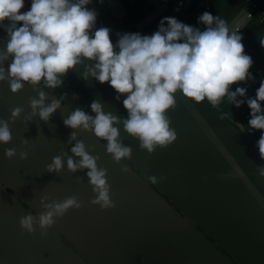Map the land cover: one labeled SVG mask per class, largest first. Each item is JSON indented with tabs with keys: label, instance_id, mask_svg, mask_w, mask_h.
Listing matches in <instances>:
<instances>
[{
	"label": "crops",
	"instance_id": "crops-1",
	"mask_svg": "<svg viewBox=\"0 0 264 264\" xmlns=\"http://www.w3.org/2000/svg\"><path fill=\"white\" fill-rule=\"evenodd\" d=\"M30 5L31 0H24L21 12L30 10ZM85 7L97 13L92 31L111 29L114 45L117 33L151 35L165 17L203 31L205 25L198 17L208 11L238 31L245 53L253 60L249 69L253 79L231 85L230 91L246 87V96L237 99L255 98L264 80V48L259 44L264 22L257 15L247 19L240 0H91ZM6 42L7 34L0 28V48ZM10 62L11 58L4 62L6 70ZM82 71V65L75 72L70 70L61 87L41 89L48 94L46 103L67 93L48 123L38 116L28 122L24 119L30 112L29 97L37 95L32 87L25 84L12 94L8 84L0 82V119L8 120L13 108H23L9 125L12 141L0 144V264H264V178L257 173L264 159L256 147L260 130L247 126V104L237 108L227 97L216 106L207 101L195 104L177 92L176 108L168 112L177 139L148 154L120 125V139L132 148V154L119 164L106 153V141L78 131L77 138L86 149H94L90 154L100 157L98 166L107 169L115 207L101 210L89 203L94 194L87 169L69 172L64 157L60 173L45 171L54 156L72 155L75 141H67L73 129L63 124L61 116L66 117L68 110L80 107L94 116L90 104L99 99L105 112L127 117L122 104L125 96L115 99L117 93L107 82L85 81L79 75ZM73 94L78 98L73 99ZM24 138L29 141L28 158L20 160ZM10 147L17 148V156L8 160L3 150ZM125 165L129 171L122 172ZM44 195L57 201L76 195L82 207L57 218L46 235L40 234L38 226L29 234L21 229L19 219L37 215Z\"/></svg>",
	"mask_w": 264,
	"mask_h": 264
},
{
	"label": "clouds",
	"instance_id": "clouds-1",
	"mask_svg": "<svg viewBox=\"0 0 264 264\" xmlns=\"http://www.w3.org/2000/svg\"><path fill=\"white\" fill-rule=\"evenodd\" d=\"M89 3L91 0H31L30 10L21 12L24 0H0V28L7 34L6 44L0 48V82H6L12 94L20 92L25 84L37 93L29 97L30 112L24 117L26 122L36 116L45 123L50 121L67 93L59 99L53 96L51 102L46 103L48 94L41 89L61 87L62 78L81 65L82 79L94 78L100 84L107 82L117 93V100L125 96L122 104L127 111L126 118L105 112L99 99L90 104L94 116L80 107L68 110L66 117L61 115L63 124L73 129L67 143L75 141V144L70 149L72 155L62 152L54 156L46 165V172L60 173L67 157L69 172L87 169V180L94 194L89 203L98 205L101 210L115 207L110 198L107 169L98 166L100 157L90 154L94 149H86L84 142L77 138V132H90L98 140L106 141V153L117 164L129 160L132 154V148L120 139V125L124 132L139 141L141 150L152 154L177 139L168 115L169 110L176 108L177 92L195 104L207 100L216 106L225 97L237 108L246 103L250 109L247 126L251 131L260 130L256 147L264 159V108L261 106L264 80L260 81L255 98L237 99L246 96V87L238 86L230 91L231 85L253 79L249 71L253 60L245 53L238 31L230 30L224 19L205 11L198 17V22L205 25L203 31L175 17H165L151 35L117 33L114 45L110 40L111 29L100 27L92 31L97 13L85 7ZM17 22L22 24L18 26ZM259 44L264 48V38ZM9 58L11 62L6 70L3 65ZM72 98L78 97L73 94ZM22 112V107H15L8 120L0 119V144L12 141L9 125ZM20 143L25 150L19 151V159L26 160L29 141L24 138ZM3 155L8 160L13 159L17 148H4ZM77 157L79 159H74ZM121 171L129 169L125 165ZM257 173L264 178V166H257ZM151 179L157 182L155 176ZM39 205L41 211L35 216H22L19 225L29 234L38 226L43 236L57 218L70 209H80L82 202L76 195L60 201L44 195Z\"/></svg>",
	"mask_w": 264,
	"mask_h": 264
},
{
	"label": "built area",
	"instance_id": "built-area-1",
	"mask_svg": "<svg viewBox=\"0 0 264 264\" xmlns=\"http://www.w3.org/2000/svg\"><path fill=\"white\" fill-rule=\"evenodd\" d=\"M246 7L245 17L251 18L257 15L258 19L264 22V3L260 0H240Z\"/></svg>",
	"mask_w": 264,
	"mask_h": 264
},
{
	"label": "water",
	"instance_id": "water-1",
	"mask_svg": "<svg viewBox=\"0 0 264 264\" xmlns=\"http://www.w3.org/2000/svg\"><path fill=\"white\" fill-rule=\"evenodd\" d=\"M205 101H207V100H205ZM207 102H208V101H207ZM224 120L226 121L227 119L224 118ZM231 126H232L235 130H237L238 133H240V134L243 135L245 138H247L246 135H245L243 132H241V131H240L235 125L232 124ZM190 154H192V153H190ZM185 156H188V154L186 153ZM170 201H171L172 204H173L172 199H170ZM183 216H184V218H185L186 221L191 222L190 219H189L187 216H185V215H183ZM61 239H62V238H61Z\"/></svg>",
	"mask_w": 264,
	"mask_h": 264
}]
</instances>
